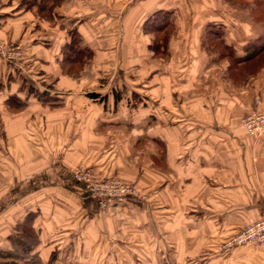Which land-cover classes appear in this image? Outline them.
I'll return each mask as SVG.
<instances>
[{
    "label": "crops",
    "instance_id": "1",
    "mask_svg": "<svg viewBox=\"0 0 264 264\" xmlns=\"http://www.w3.org/2000/svg\"><path fill=\"white\" fill-rule=\"evenodd\" d=\"M159 11L175 26L165 59L154 57V36L144 32ZM227 21L221 0H59L41 13L0 0V38L24 54L19 68L0 58V264L34 254L47 263L62 251L69 217L83 233L89 212L94 245L105 233L116 242L103 251L131 255L181 247L195 255L196 241L227 238L262 216L264 134H249L242 120L264 110V68L233 78L201 40L206 27L227 33ZM236 23L240 33L224 39L242 56L264 32ZM71 31L91 54L73 75L61 66ZM13 70L28 88L14 83ZM11 97L20 111L9 109ZM80 165L136 183L148 200L100 213L72 179ZM75 207L81 212L70 216ZM27 222L38 235L28 249Z\"/></svg>",
    "mask_w": 264,
    "mask_h": 264
},
{
    "label": "rangeland",
    "instance_id": "2",
    "mask_svg": "<svg viewBox=\"0 0 264 264\" xmlns=\"http://www.w3.org/2000/svg\"><path fill=\"white\" fill-rule=\"evenodd\" d=\"M221 1L223 2L224 6L227 7L228 17L232 21V24L229 21H227L229 25L227 26V33L229 34L222 31L220 28L215 27V29L213 30L219 31L220 33L224 32V35L227 34L228 37L229 36L235 37L237 33L238 34L240 33L239 27L237 26L236 22L240 23L242 20L243 21L247 20V23H252L259 29L260 32L261 31L264 32V0H221ZM231 26H232V29H230ZM247 26L248 27L246 28L249 29V25ZM210 30L211 28L209 27L205 28L204 33H202L201 40H219L216 37L209 34ZM174 32L172 33V35L174 34ZM249 32H250V29H249ZM4 41L8 42L9 44H15L7 40H4ZM15 45H18V44H15ZM211 50L218 53L212 47H211ZM3 60L9 66L16 64L18 68H19V64L22 61V60H19L17 62L10 63L6 61L5 59ZM256 65L257 64L249 65L247 70L249 71L253 70ZM31 69H32V66H31ZM33 70L38 72L39 68L33 69ZM16 72L17 70L16 71L13 70V73H12L14 75V78H13L15 80L14 83H16V85L17 83L20 85V82H21L23 88H28L26 81L23 82L22 79H18L19 77L17 76ZM130 82L132 83L133 87H135L136 84L139 85V80L132 79ZM10 86L12 89V87L15 86V84L10 85ZM41 87L43 88L42 85ZM13 88L15 89V87ZM81 167L90 169L91 171L98 173L101 177L111 178V179L114 178V179L126 182L117 177L104 176L93 168L80 165L72 169L71 174H72V177H73L72 179L74 183L79 185L83 189H84L83 185L81 183H78L74 179V173H75L74 170H76L77 168H81ZM126 183H130V182H126ZM131 184L135 185L140 190V192L143 194L144 197L128 196L122 200L133 199L138 202H146L148 200L147 192L141 190L137 186L136 183H131ZM84 192H85L86 198L93 200L88 196L85 189H84ZM122 200H119V201H122ZM119 201L115 202L111 207H113ZM96 205H97V209L99 210V212L104 213V214L107 213V211L111 208L109 207L106 211H101L97 202H96ZM79 209H80L79 207L72 208L70 211L72 212L70 216L77 215L76 212L79 211ZM86 213L87 211H85V214ZM89 215H90V212L87 213L83 218L86 221V223L84 222L85 228L83 230V233L79 230L81 229L82 224L80 225L76 223V217L75 218L69 217V230H68L69 232L67 234V239L64 240L62 251L58 252L57 250L56 253H53L55 255L53 261L50 262L49 260V261H46L47 263H44V264H264V244L261 246H256L253 244L237 245L233 243L234 238L236 237V234L244 226L234 233L228 232L229 236L227 238H213V240H210V242L204 239H201L198 242L196 241V243L199 244V246L196 248L200 249V253L195 254V255L187 254L186 253L187 248H185L182 251V247L180 248V253L175 251L174 254L172 255H166V254L159 255V254H152V253H149V254L142 253V254H137V255H131V254H125V253H118V251L121 250L120 248L115 250L116 252L114 253L113 251L111 253L108 251L107 253V249L106 251H103L101 246L106 247L107 245H110L113 248L112 244H114L116 240L110 239L109 236H107V234L104 233L101 236L94 239L96 241L94 245V241L92 239L91 234L95 230H92L90 227L91 223H89V220H88ZM27 224L28 223L23 224V226L20 227V230L24 238H26V241L31 244L35 242V239L30 236L25 235L26 234L25 227ZM33 235H34V232H33ZM183 241L184 243H186L185 240ZM190 241L193 244V241L192 240ZM119 242L122 244V248L128 249L126 245V241L121 239L119 240ZM153 242L156 243L155 240H152L151 243ZM98 247H100V249ZM205 247L207 249H205ZM126 249H124L123 251H125ZM29 258L30 257L25 256V259L29 261V264H43V262H41L40 260L30 261ZM28 261L24 262L20 260L19 263L25 264ZM5 264H11V261H7V263Z\"/></svg>",
    "mask_w": 264,
    "mask_h": 264
},
{
    "label": "trees",
    "instance_id": "3",
    "mask_svg": "<svg viewBox=\"0 0 264 264\" xmlns=\"http://www.w3.org/2000/svg\"><path fill=\"white\" fill-rule=\"evenodd\" d=\"M59 0H22V4L26 7L37 6L39 12H42L44 6L50 5L51 7L56 5ZM52 9V8H51ZM50 13V11H49ZM48 13V14H49ZM212 28L209 32L210 35L216 37L219 40H208L209 45L216 50L221 59H226L229 64V72L231 76L242 79H246L252 75L258 74L264 68V36L260 40L251 43L245 50L242 56H239L236 49L228 45L224 39V33L213 30ZM175 30V26L172 23V14L166 11H159L153 14L146 24L144 25V32L154 36L153 45L151 47L154 57L158 59H165L167 57L170 36ZM81 40L78 35L71 31L70 43L63 49V60L61 61V66L64 72L69 75L79 73L84 67V60L90 57V52L83 50L80 46ZM257 64L253 70H247L249 65ZM31 91H33L31 89ZM36 92V91H35ZM38 97L42 98L41 93H35ZM9 109L12 112H18L23 107V104L16 97H11L8 101ZM28 223V222H27ZM27 229V230H26ZM25 232L27 236L35 239L34 243H29L24 238L25 245L27 249L33 247L38 242V235L30 223L25 227ZM34 232V235H33ZM36 233V234H35ZM37 246V245H36ZM32 249V248H31ZM27 256V255H26ZM54 254L50 256V262L54 259ZM29 260H40L38 254L30 255ZM32 257V259H31ZM23 261H28L23 259ZM11 264H17L13 262ZM19 264V263H18ZM25 264H29V261Z\"/></svg>",
    "mask_w": 264,
    "mask_h": 264
},
{
    "label": "built area",
    "instance_id": "4",
    "mask_svg": "<svg viewBox=\"0 0 264 264\" xmlns=\"http://www.w3.org/2000/svg\"><path fill=\"white\" fill-rule=\"evenodd\" d=\"M23 56V50L20 45L9 44L0 38L1 58L14 63L21 60ZM242 126L251 135L264 134V110L256 109L246 115L242 120ZM74 172V179L83 185L88 196L97 202L101 211H106L115 202L128 196L144 197L140 190L131 183L114 178H104L98 173L83 167L77 168ZM233 243L237 245H263L264 213L258 220L241 228L236 234Z\"/></svg>",
    "mask_w": 264,
    "mask_h": 264
}]
</instances>
